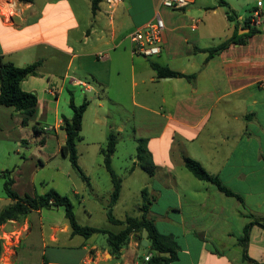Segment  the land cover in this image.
I'll return each instance as SVG.
<instances>
[{
  "label": "crops",
  "instance_id": "obj_1",
  "mask_svg": "<svg viewBox=\"0 0 264 264\" xmlns=\"http://www.w3.org/2000/svg\"><path fill=\"white\" fill-rule=\"evenodd\" d=\"M159 2L145 0L146 12L139 15L138 0H119L112 8L100 0L93 12L88 0L86 13H77L73 0H0V55L16 66L38 61L36 73L20 81L22 90L36 94L33 112L0 105V209L13 202L3 189L6 178L20 196L60 191L54 178L63 155L62 119L72 116L70 99L86 100L76 154L86 141L87 200L102 198L107 222L117 224L106 215L112 184L100 148L114 132L110 165L121 183L112 215L126 201L125 187L140 178L134 194L145 191L147 215L177 245L171 264H264L262 227L249 228L248 258L239 243L249 220L244 213L264 215V30L250 32L248 14L236 13L225 0H189L162 14ZM226 6L236 19L227 18ZM154 9L165 25L160 50L151 57L134 54L127 34L151 19ZM226 40L224 48L209 52ZM151 63L190 77H157ZM137 138L145 141L151 174L135 157ZM126 139L132 149L119 159L118 146ZM184 157L198 161L241 200L196 178ZM96 170L106 184L104 196ZM71 192L79 197L77 189ZM86 214L92 216L90 208ZM126 216L134 215L114 217ZM95 234L71 235L60 206L32 209L0 224V264H140L149 245L142 230L111 254Z\"/></svg>",
  "mask_w": 264,
  "mask_h": 264
},
{
  "label": "trees",
  "instance_id": "obj_2",
  "mask_svg": "<svg viewBox=\"0 0 264 264\" xmlns=\"http://www.w3.org/2000/svg\"><path fill=\"white\" fill-rule=\"evenodd\" d=\"M27 1V0H24ZM90 8L93 12L97 8V4L100 0H89ZM220 4L226 5L224 0H218ZM226 15L229 20L236 19L235 15L226 6ZM249 28L250 32L257 31L252 27H249L245 22L244 24ZM229 40H226L219 45L210 48L209 52L213 53L224 48ZM38 61L28 63L24 66H16L12 61L5 59L0 55V105L12 106L15 110H19L26 115L33 112L37 98L36 94L31 91L22 90L20 87V81L26 76L35 74ZM152 68L156 72L157 77H176L186 76L178 71L169 69L165 66H160L156 63H151ZM69 106L72 109V116L68 119L63 117L62 130L65 133L64 143L61 145V153L67 156L71 166L76 169L81 177H84L77 163L76 154V141L79 139V132L81 128L82 114L87 106V101L84 100L80 104H74L72 99L69 101ZM26 119L22 120L26 123ZM36 129L35 126H33ZM135 157L139 163V166L151 174L153 171V163L150 160L145 148V141L142 138H137ZM117 142V135L114 132H110L106 138L104 145L100 148L102 155V163L108 171L111 179L112 190L109 197V202L106 208V215L110 222L121 224L122 228L118 231H111L105 228L81 225L78 223L75 214L73 212V206L70 199L63 194H60L55 189H49L44 193L35 194L30 196L24 194L18 195L9 186L11 178H6L3 182V189L7 196L13 199V202L2 207L0 209V224L10 218H18L26 215L32 209H38L46 206H60L63 209L64 216L68 221L71 235H81L84 238L89 237L93 233H103L106 236V242L109 247V253L116 254L119 249L123 247L129 240V238L136 233L139 236V232L145 231V237L148 240V247L145 248L147 259L144 256L139 257L140 264H171L176 258L177 245L168 235L159 233L155 227L154 221L147 215L149 199L146 197L145 191H142L141 203L139 209L141 214L139 216H126L123 219H117L112 215L111 207L115 203L119 190H120V177L114 172L110 165V156L114 151ZM184 166L190 171L196 178L200 180H207L215 184V186L226 195H233L239 200L240 197L224 187L219 180L206 172L201 164L189 157L183 158ZM1 175V174H0ZM244 215L249 218L242 229V234L239 238V243L242 247L243 256L246 255V242L248 239L249 228L253 224H257L264 229V215H255L251 212H245ZM1 240H0V252H1Z\"/></svg>",
  "mask_w": 264,
  "mask_h": 264
},
{
  "label": "rangeland",
  "instance_id": "obj_3",
  "mask_svg": "<svg viewBox=\"0 0 264 264\" xmlns=\"http://www.w3.org/2000/svg\"><path fill=\"white\" fill-rule=\"evenodd\" d=\"M209 1V0H207ZM226 2H229L231 7L234 9L236 13H243L248 14L249 9L251 10L257 1L263 2L264 0H225ZM75 6H76V12L79 13H86V4L88 0H73ZM140 7H139V15H143L146 12L147 5L145 3V0H138ZM158 8L160 14H162V10L166 9L160 5H158ZM155 8V9H156ZM144 11H143V10ZM154 9V11H155ZM80 88L81 85H78ZM122 142V143H121ZM120 145L118 146V158H123V155L126 154V152L130 151L132 148L130 146L129 140L121 141ZM79 152L77 153V163L78 166L81 168V172L86 176V141L80 142L78 145ZM135 151V150H133ZM134 153V152H133ZM59 174L58 178H54V184L56 187L60 190L65 192V195L70 199L72 206H73V212L75 214V217L79 224L81 225H90L89 223H92V225L97 227H104L106 225L111 231H115L119 229V226L117 224H111L106 221L105 219V213L103 210H101V199H91V203L88 202L87 198L89 197V190L86 188V180L82 179L80 174L74 169L67 156L59 155ZM126 162H128V159L126 158ZM101 172L96 170L94 172V176L96 181L99 183V191L101 195H105L106 191V184L103 180L102 176L100 175ZM125 171L118 170V174L123 175ZM103 180V181H102ZM140 183V178H137L133 181V185L131 187L126 188L125 190L127 192V195L125 197L126 201L122 205H117V207L114 210L113 215L116 217H120V215L128 214V215H138L139 209H136V206L141 202V196L140 194H137V196L134 194L135 187L138 186L137 184ZM77 189L79 192V197L72 194L71 190ZM71 189V190H70ZM131 190L133 192H131ZM58 191V190H57ZM59 191V192H60ZM80 197H82V200H80ZM97 201L95 204L93 202ZM86 207L90 208L92 211V216H87L86 214ZM25 216V215H24ZM24 216L18 217L17 219H20ZM96 243L98 245L104 244L106 242L105 235L103 233H97L95 234ZM73 253L70 255L72 256ZM65 257V256H62Z\"/></svg>",
  "mask_w": 264,
  "mask_h": 264
},
{
  "label": "built area",
  "instance_id": "obj_4",
  "mask_svg": "<svg viewBox=\"0 0 264 264\" xmlns=\"http://www.w3.org/2000/svg\"><path fill=\"white\" fill-rule=\"evenodd\" d=\"M105 1L112 8L115 2L119 0ZM188 3L189 0H160L159 5L168 9H177L186 6ZM244 22L257 31L264 30V3L257 1L255 6L249 11L247 17L244 18ZM164 26L163 18L158 11H155L151 19L130 30L127 38L132 53L144 57H151L158 54ZM193 28L192 26L191 29ZM147 258L148 255H144V259Z\"/></svg>",
  "mask_w": 264,
  "mask_h": 264
},
{
  "label": "water",
  "instance_id": "obj_5",
  "mask_svg": "<svg viewBox=\"0 0 264 264\" xmlns=\"http://www.w3.org/2000/svg\"><path fill=\"white\" fill-rule=\"evenodd\" d=\"M140 242H141L142 246H144V247L146 246V240L142 239Z\"/></svg>",
  "mask_w": 264,
  "mask_h": 264
}]
</instances>
